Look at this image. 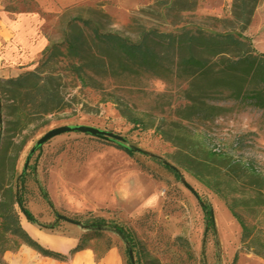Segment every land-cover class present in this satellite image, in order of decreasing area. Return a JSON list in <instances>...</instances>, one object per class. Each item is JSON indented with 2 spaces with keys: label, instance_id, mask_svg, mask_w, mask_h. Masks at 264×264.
<instances>
[{
  "label": "rangeland",
  "instance_id": "obj_1",
  "mask_svg": "<svg viewBox=\"0 0 264 264\" xmlns=\"http://www.w3.org/2000/svg\"><path fill=\"white\" fill-rule=\"evenodd\" d=\"M176 1L0 0V184L8 182L14 165L13 187L36 222L60 232L81 231L99 254L115 246L124 264H133V250L117 228L137 237L134 264H145L144 257L148 264H264L243 245L242 227L232 213L248 227L251 247L262 250L263 111L214 95L206 102L224 110L210 120L197 119L186 111L182 78L128 76L101 81L97 90L83 86L66 60L56 66L65 105L44 119L34 114L19 125L21 105L2 90L1 80L36 71L45 49L61 42L63 25L76 17L133 40L144 30L223 32L229 27L224 21L232 20L233 0H195L192 11ZM262 9L256 33L244 36L264 54ZM32 108L27 112L36 113ZM121 112L140 123H130ZM64 126L111 132L139 150L130 156L117 142L80 132L59 135L35 150L48 131ZM208 152L224 159L204 169L212 188L179 166L188 163L186 156L204 163ZM25 218L20 213L21 222ZM1 245L17 251L11 238Z\"/></svg>",
  "mask_w": 264,
  "mask_h": 264
},
{
  "label": "trees",
  "instance_id": "obj_2",
  "mask_svg": "<svg viewBox=\"0 0 264 264\" xmlns=\"http://www.w3.org/2000/svg\"><path fill=\"white\" fill-rule=\"evenodd\" d=\"M180 1L182 0L176 2ZM183 1L186 11H192L196 6L195 0ZM261 1L233 0L232 20L224 21L229 27L223 32L209 31L202 27H184L169 33L144 30L136 40L118 31L105 30L100 23H94L90 19L73 18L68 21L67 26L63 25L61 42L45 49L39 68L13 79L1 80L2 90L21 105L23 115L19 117V125H27L34 114L44 119L62 110L65 105L56 66L66 60L70 71L83 86L97 90L102 88L101 81L128 76L149 74L165 77L167 80L182 78L187 85L184 90L186 111L197 119L210 120L218 115L216 112L224 110L206 102L207 98L214 95H222L225 100L247 102L249 106L264 113V54L257 52L250 39L244 36ZM27 108L34 109L36 113L27 112ZM121 113L130 123H140L132 115ZM41 147H36L35 150ZM120 148L132 156L133 150L123 146ZM185 158L188 163H179V166L205 186L212 188L204 169L211 170L214 161L224 159L214 152L206 154L204 163L192 157ZM168 168L178 174L173 167ZM26 176L25 167L18 181L24 184ZM16 177V169L12 165L8 182L0 184V261L2 255L10 251L4 249L1 243L10 238L15 240L17 250L21 245H27L45 257L67 260L68 255L44 248L23 228L20 213L30 223H36V220L26 208L20 192L13 187ZM232 213L242 227L243 245H247L248 251L264 259V243L261 245L262 250H257L254 246L252 248L253 237L248 227ZM116 230L129 242L132 252H136L138 244L135 233L123 228ZM87 236L81 237L79 244L69 255L88 247ZM144 260L148 264L146 257ZM237 260L238 253L234 263Z\"/></svg>",
  "mask_w": 264,
  "mask_h": 264
},
{
  "label": "crops",
  "instance_id": "obj_3",
  "mask_svg": "<svg viewBox=\"0 0 264 264\" xmlns=\"http://www.w3.org/2000/svg\"><path fill=\"white\" fill-rule=\"evenodd\" d=\"M262 8H264V3L262 6H258L248 30L251 37L257 31L258 18L262 13ZM48 219L50 220V217ZM21 224L28 234L41 246L51 251L68 255V259L60 261L45 257L33 248L21 245L17 251H6L2 255L0 264H124L122 252L115 246L103 254H99L93 247L88 246L73 255H69L70 251L79 244L82 237L81 231L60 232L52 226L41 225L39 222L30 223L26 218Z\"/></svg>",
  "mask_w": 264,
  "mask_h": 264
},
{
  "label": "water",
  "instance_id": "obj_4",
  "mask_svg": "<svg viewBox=\"0 0 264 264\" xmlns=\"http://www.w3.org/2000/svg\"><path fill=\"white\" fill-rule=\"evenodd\" d=\"M69 132H80V133H84V134H89V135L94 136V137H98V138H102V139H106V140H111V141L117 142L118 145L123 146V147H125L127 149H130V150H136V151L139 150V149H137L135 147L126 146V144H125L126 140L123 137L119 136V135H116V134L111 133V132H105V131H102V130H99V129H96V128H92V127H88V126H77V127L64 126V127H59V128L52 129V130L48 131L42 138H40L37 141V143L35 145V148L46 144L48 141H50L51 139H53V138H55V137H57L59 135H62V134H65V133H69ZM59 219H62L64 221H67V222L72 223V224H78L74 220L68 219V218H66L64 216H59ZM129 254H130L132 263L134 264L133 252L130 251Z\"/></svg>",
  "mask_w": 264,
  "mask_h": 264
},
{
  "label": "built area",
  "instance_id": "obj_5",
  "mask_svg": "<svg viewBox=\"0 0 264 264\" xmlns=\"http://www.w3.org/2000/svg\"><path fill=\"white\" fill-rule=\"evenodd\" d=\"M216 152V151H215Z\"/></svg>",
  "mask_w": 264,
  "mask_h": 264
}]
</instances>
